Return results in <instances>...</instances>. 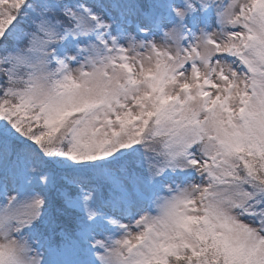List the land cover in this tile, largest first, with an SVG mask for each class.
<instances>
[{
	"label": "snow or ice",
	"instance_id": "6c2138e0",
	"mask_svg": "<svg viewBox=\"0 0 264 264\" xmlns=\"http://www.w3.org/2000/svg\"><path fill=\"white\" fill-rule=\"evenodd\" d=\"M0 264H264V0H0Z\"/></svg>",
	"mask_w": 264,
	"mask_h": 264
}]
</instances>
